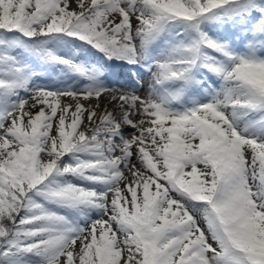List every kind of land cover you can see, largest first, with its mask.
Wrapping results in <instances>:
<instances>
[{
    "label": "snow or ice",
    "instance_id": "snow-or-ice-1",
    "mask_svg": "<svg viewBox=\"0 0 264 264\" xmlns=\"http://www.w3.org/2000/svg\"><path fill=\"white\" fill-rule=\"evenodd\" d=\"M0 264H264V0H0Z\"/></svg>",
    "mask_w": 264,
    "mask_h": 264
}]
</instances>
